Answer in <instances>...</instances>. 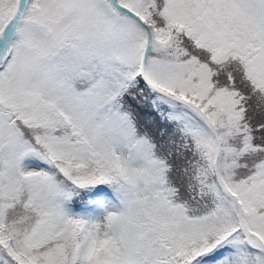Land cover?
Returning a JSON list of instances; mask_svg holds the SVG:
<instances>
[{"label": "snow or ice", "instance_id": "snow-or-ice-1", "mask_svg": "<svg viewBox=\"0 0 264 264\" xmlns=\"http://www.w3.org/2000/svg\"><path fill=\"white\" fill-rule=\"evenodd\" d=\"M0 264H264V0H0Z\"/></svg>", "mask_w": 264, "mask_h": 264}]
</instances>
